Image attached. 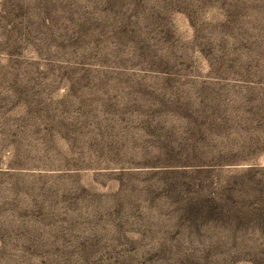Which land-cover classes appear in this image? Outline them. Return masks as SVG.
I'll list each match as a JSON object with an SVG mask.
<instances>
[{
	"label": "rangeland",
	"instance_id": "obj_1",
	"mask_svg": "<svg viewBox=\"0 0 264 264\" xmlns=\"http://www.w3.org/2000/svg\"><path fill=\"white\" fill-rule=\"evenodd\" d=\"M0 264H264V0H0Z\"/></svg>",
	"mask_w": 264,
	"mask_h": 264
}]
</instances>
